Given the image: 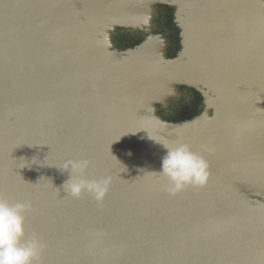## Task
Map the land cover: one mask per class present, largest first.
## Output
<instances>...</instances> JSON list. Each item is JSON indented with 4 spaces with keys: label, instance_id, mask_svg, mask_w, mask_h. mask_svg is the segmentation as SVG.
<instances>
[{
    "label": "water",
    "instance_id": "1",
    "mask_svg": "<svg viewBox=\"0 0 264 264\" xmlns=\"http://www.w3.org/2000/svg\"><path fill=\"white\" fill-rule=\"evenodd\" d=\"M182 87L204 103L171 121ZM150 138L189 144L207 184L172 195L146 175L164 154ZM70 159L111 176L102 203L66 196ZM0 185L31 203L42 264H264V0H0Z\"/></svg>",
    "mask_w": 264,
    "mask_h": 264
},
{
    "label": "clouds",
    "instance_id": "2",
    "mask_svg": "<svg viewBox=\"0 0 264 264\" xmlns=\"http://www.w3.org/2000/svg\"><path fill=\"white\" fill-rule=\"evenodd\" d=\"M164 149L158 171H148L146 175L163 177L167 180V191L175 195L185 189L204 187L210 178L208 161L187 143L169 144L156 141ZM91 161L70 159L57 167L68 173L63 191L73 199L90 195L98 203L105 199L112 178L104 176L98 179L88 178ZM30 202H12L0 194V264H42L45 244L33 233L28 235L25 224Z\"/></svg>",
    "mask_w": 264,
    "mask_h": 264
},
{
    "label": "flooded vegetation",
    "instance_id": "3",
    "mask_svg": "<svg viewBox=\"0 0 264 264\" xmlns=\"http://www.w3.org/2000/svg\"><path fill=\"white\" fill-rule=\"evenodd\" d=\"M174 10L168 6H159V16L155 21L153 32L155 34H164L169 40V56L175 58L182 50V39L180 30L174 24ZM142 33H132L128 30L120 29L117 33L116 40L126 47L136 45L143 41V37H139ZM182 92L187 95L184 100L177 104H172L168 110L161 109L162 115L169 117L171 121L185 120L195 116L200 106L204 103L201 93L193 88H181Z\"/></svg>",
    "mask_w": 264,
    "mask_h": 264
},
{
    "label": "rangeland",
    "instance_id": "4",
    "mask_svg": "<svg viewBox=\"0 0 264 264\" xmlns=\"http://www.w3.org/2000/svg\"><path fill=\"white\" fill-rule=\"evenodd\" d=\"M0 187H1V185H0Z\"/></svg>",
    "mask_w": 264,
    "mask_h": 264
}]
</instances>
